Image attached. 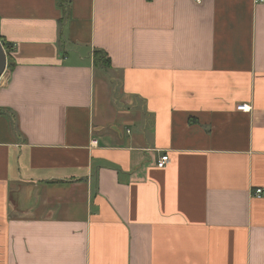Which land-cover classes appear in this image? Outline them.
<instances>
[{
  "label": "crops",
  "instance_id": "obj_1",
  "mask_svg": "<svg viewBox=\"0 0 264 264\" xmlns=\"http://www.w3.org/2000/svg\"><path fill=\"white\" fill-rule=\"evenodd\" d=\"M0 38V264H264V0H0Z\"/></svg>",
  "mask_w": 264,
  "mask_h": 264
},
{
  "label": "trees",
  "instance_id": "obj_2",
  "mask_svg": "<svg viewBox=\"0 0 264 264\" xmlns=\"http://www.w3.org/2000/svg\"><path fill=\"white\" fill-rule=\"evenodd\" d=\"M2 40L4 47L6 49L7 55H8V68L13 69L15 66V63L13 62V58L11 57V51L13 49V46L9 44L5 39L0 38ZM94 60L95 64L98 67L101 68H109L111 66L110 58H108L107 53L102 50H96L94 53Z\"/></svg>",
  "mask_w": 264,
  "mask_h": 264
},
{
  "label": "built area",
  "instance_id": "obj_3",
  "mask_svg": "<svg viewBox=\"0 0 264 264\" xmlns=\"http://www.w3.org/2000/svg\"><path fill=\"white\" fill-rule=\"evenodd\" d=\"M257 2L259 1H263V0H256ZM239 110H243V111H250L251 110V106H249L248 104H241L238 106ZM171 161L170 156L168 154L163 155L159 161H158V165L160 167H164L165 165L169 164ZM264 194V189L263 188H257L254 192V196L256 197H261Z\"/></svg>",
  "mask_w": 264,
  "mask_h": 264
},
{
  "label": "water",
  "instance_id": "obj_4",
  "mask_svg": "<svg viewBox=\"0 0 264 264\" xmlns=\"http://www.w3.org/2000/svg\"><path fill=\"white\" fill-rule=\"evenodd\" d=\"M8 68V55L2 40H0V79Z\"/></svg>",
  "mask_w": 264,
  "mask_h": 264
}]
</instances>
